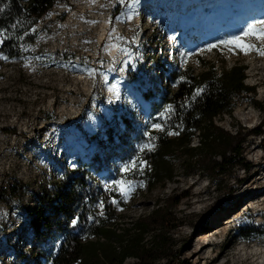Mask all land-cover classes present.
Instances as JSON below:
<instances>
[{
  "label": "rangeland",
  "instance_id": "1",
  "mask_svg": "<svg viewBox=\"0 0 264 264\" xmlns=\"http://www.w3.org/2000/svg\"><path fill=\"white\" fill-rule=\"evenodd\" d=\"M79 2L56 0L36 24L37 37L23 59H0V264H12V249H27L29 233L22 208L32 207L42 188H49L63 167L72 169L77 161L92 166L97 185L115 198L118 218L114 223L119 226L129 227L148 215L157 201L186 194L171 210L177 226L170 232V252L157 263L256 264L258 256L247 261L243 258L253 244L264 242V235L253 241H242L236 235L237 229L252 224L264 227V209L256 213L255 208V203L264 199V110L251 102L264 105V56L255 49L245 53L218 42L241 36L249 24L264 20V0H134L130 6L127 0L124 4L103 0L110 21L122 15L125 23L116 39L117 56L103 55L99 60L94 59L91 44H79L87 41L90 33L68 24ZM250 16L254 20L244 22ZM226 17L230 21L238 18L240 24L232 25L234 21ZM244 42L264 46V41L251 36L244 37ZM208 45L217 47L209 50ZM53 52L60 54L57 65L47 56ZM149 59H154L151 64ZM202 62L214 65L218 73L234 62L246 67L245 84L254 93L247 101H238L231 115L222 114L214 121L231 134L240 130L243 157L251 167L247 172L235 169L214 189L206 177H185L182 159H178L172 163L175 181L149 190L144 183L149 177L146 166L121 172L130 161L140 160L143 146L150 140L148 130L153 128L145 111L148 103L141 95L148 82L130 85L120 74L127 68H144L147 77H157L154 90L163 92L175 88L171 71L190 65L198 73ZM93 63L98 66L94 68ZM116 112L137 115L134 148L118 138L124 134L120 122L115 123L110 138L104 130H97L102 120L110 121ZM256 127L261 128V135L252 134ZM197 145L196 133L191 146ZM113 180L132 184L126 199L111 189ZM13 185L22 186L14 201ZM239 197L242 199L235 202ZM245 206L249 213L239 217ZM215 220L221 222L220 230L208 238L203 256L193 254L198 237L213 230ZM150 239L151 234L146 235L145 241ZM125 264L138 261L128 258Z\"/></svg>",
  "mask_w": 264,
  "mask_h": 264
},
{
  "label": "trees",
  "instance_id": "2",
  "mask_svg": "<svg viewBox=\"0 0 264 264\" xmlns=\"http://www.w3.org/2000/svg\"><path fill=\"white\" fill-rule=\"evenodd\" d=\"M55 2L0 0V30H4L3 37H0L4 40L0 44V54L7 56L9 61L22 60L26 49L37 37L36 24ZM30 28H35V32H29ZM20 36L23 39H19ZM47 56L52 65L60 63L59 53ZM151 60L154 59H149V64ZM202 65L203 69L198 73L190 65L171 71L169 75L175 88L163 92L159 88L154 90L157 77H147L144 68L138 67L134 71L127 68L120 74L130 85L148 82L141 92L148 103L147 114L151 124L159 123L164 129L148 130V142L154 147L141 151L140 160L146 162L149 174L144 183L149 190L153 185L164 186L175 181L172 163L178 159H182L185 177H206L214 189L219 188L235 169L247 172L251 167L243 157L244 139L239 138L240 130L231 134L214 121L222 114L231 115L238 101H247L254 93V89L245 84L246 67L234 62L218 73L214 65L203 62ZM198 88L202 91L195 96ZM251 102L254 107L264 110L262 103ZM168 105L172 110L162 115ZM116 122L124 126V134L118 138L134 148L132 136L138 128L137 115L116 112L110 121L102 120L97 130H104L105 137L110 138ZM169 131L176 134L170 136ZM251 132L253 135L262 134L260 127ZM196 133L198 145L192 147ZM21 187L13 185L10 188L12 201L20 197ZM185 196L182 192L177 198L170 197L163 203L157 201L148 215L130 223L129 227L119 226L114 223L118 218L116 207L93 179L92 166L77 161L72 169L63 167L49 188H42L32 207L22 208L29 233L27 249H12V264H125L128 258L136 259L138 264H159L157 262L170 252V232L177 226L171 210ZM101 201L104 207L99 211ZM73 219L77 220L74 226L71 224ZM148 234L151 239L146 242ZM263 235L264 227L252 224L237 229L236 238L253 241ZM48 245H52L50 250L46 249Z\"/></svg>",
  "mask_w": 264,
  "mask_h": 264
},
{
  "label": "bare ground",
  "instance_id": "3",
  "mask_svg": "<svg viewBox=\"0 0 264 264\" xmlns=\"http://www.w3.org/2000/svg\"><path fill=\"white\" fill-rule=\"evenodd\" d=\"M102 1L103 0H80V2L78 3L79 5L78 9L72 11L68 17V24L70 27L77 26L79 28L78 29L79 32L84 31L90 33L87 37V41L81 40L79 44L83 46L86 44H91L92 48L94 49L93 52L95 54L94 57L95 60H99L103 55H107L108 57H113V58L117 56L118 45L116 39L119 37V34L121 33L122 30V26L125 23V17L122 15L116 18L115 21L111 22L110 19L108 18V15L104 13ZM253 16H250L247 20H244V22H249L251 20H254ZM228 19L229 18L226 17V20ZM228 21L229 22L234 21L235 23L234 22L231 23L232 25L240 24V22H238V18L237 19L232 18L231 21L230 20ZM94 38H96L95 42H93ZM93 66L94 68H96L98 64L93 63ZM110 88L111 86H109L108 90ZM241 199L242 198L239 197L235 199V202L238 203ZM255 204H256L255 208L257 209L256 213L264 209V199H262L261 201H257ZM248 213H249V209L248 207L245 206L244 210L241 213H239L238 216L242 217ZM229 222H231V220ZM220 224L221 222H219V220H215L216 227L213 230L206 232L208 233L207 235H204L205 233L200 234L204 236L198 237L197 239L198 248H195L193 254H196L198 256L199 255L203 256L204 250L209 245L208 238H211L218 233V230H220L219 229ZM210 232H214V233H210ZM248 249L249 250L245 252L246 255L243 258V261H247L251 257L258 256L257 257L258 262L256 264H264V242L261 245L253 244Z\"/></svg>",
  "mask_w": 264,
  "mask_h": 264
},
{
  "label": "snow or ice",
  "instance_id": "4",
  "mask_svg": "<svg viewBox=\"0 0 264 264\" xmlns=\"http://www.w3.org/2000/svg\"><path fill=\"white\" fill-rule=\"evenodd\" d=\"M117 2L119 4H124L126 2V0H117ZM134 2V0H127V3L129 4V6ZM129 19H131V17H129ZM13 27H15V25H13ZM29 32H35V28H30ZM28 33H25L24 35H27ZM4 35V30H0V37H3ZM255 37L256 40L259 41H264V20H256L253 23L249 24L248 27L243 31V33L241 34V36H233L230 39L227 40H221L218 43L220 45H226V46H230L231 47H235L238 48L240 51H243L245 53H247L248 51L251 50H256L259 52V54L261 56H264V46L262 47H257L255 44H249V43H245L244 42V37ZM19 39H23V36L18 37ZM4 40L0 39V44H3ZM217 47V45H208V49L211 50L213 48ZM0 59H4L7 60L8 57L4 56L2 54H0ZM27 66V65H26ZM87 71L89 73H92L93 70L92 69H87ZM183 79V77L181 78ZM175 87V85H173ZM202 89H196L194 95L195 96H199L201 93ZM171 109V105H168L165 107L164 109V113L162 115H166L168 112H170ZM152 128L156 129V130H160V131H164L163 126L159 123H153L152 124ZM169 135H175L176 133L169 131L168 133ZM154 146L152 145L151 142L146 143L143 148L144 149H148L151 150ZM143 150V149H142ZM146 166V162L142 161V160H132L129 162L128 165H125L124 168L121 169V172H128L130 170H136L137 168H143ZM111 183V189L118 191L120 193V195L123 198H127L129 193L132 191V184L130 182H126L123 180H113L110 182ZM142 186V185H141ZM106 189H109V185L106 184L105 185ZM111 203L113 205H116V200L115 198L112 199ZM100 208L104 207V202L101 201L99 204ZM71 224L74 226L77 224V220L73 219L71 221Z\"/></svg>",
  "mask_w": 264,
  "mask_h": 264
},
{
  "label": "built area",
  "instance_id": "5",
  "mask_svg": "<svg viewBox=\"0 0 264 264\" xmlns=\"http://www.w3.org/2000/svg\"><path fill=\"white\" fill-rule=\"evenodd\" d=\"M148 108H149V107H146V109H147V110H146V112H148V111H149V109H148Z\"/></svg>",
  "mask_w": 264,
  "mask_h": 264
}]
</instances>
